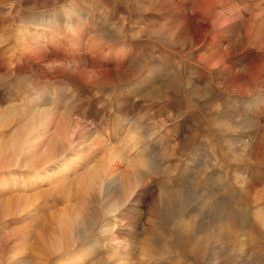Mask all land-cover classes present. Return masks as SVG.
Instances as JSON below:
<instances>
[{
	"label": "rangeland",
	"instance_id": "374dc122",
	"mask_svg": "<svg viewBox=\"0 0 264 264\" xmlns=\"http://www.w3.org/2000/svg\"><path fill=\"white\" fill-rule=\"evenodd\" d=\"M44 106L68 123L65 142H74L78 151L90 134L119 148L118 141L132 142L143 129L154 131L142 156L124 148L136 165L115 160L108 168L144 170L145 178L138 198L124 208L133 214L118 219L133 227V236L121 237L132 252L114 264L139 259L147 264L257 263L255 229L244 228L231 243L225 235L229 228L215 218L201 262L166 243L156 257L139 249L142 238L156 237L145 232L156 214V180L176 182L163 174L169 154L175 150L186 157L189 136L195 133L198 140L205 125L208 167L191 170L190 205L199 207L213 198L218 205L248 213L246 222L256 221V189L264 186V0H0V147L35 108ZM161 119L171 128L176 125L170 128L172 135L163 136L164 130L154 126ZM140 122L145 126L139 127ZM6 153L8 147L3 161ZM55 183L40 189L68 193ZM25 187L16 166L0 168V264L33 257L35 241L53 231L51 222L67 204L43 196L18 213V197L32 194ZM79 187L74 181L71 190L77 193ZM81 202L75 198L71 204ZM160 237L172 240L169 234Z\"/></svg>",
	"mask_w": 264,
	"mask_h": 264
},
{
	"label": "bare ground",
	"instance_id": "6f19581e",
	"mask_svg": "<svg viewBox=\"0 0 264 264\" xmlns=\"http://www.w3.org/2000/svg\"><path fill=\"white\" fill-rule=\"evenodd\" d=\"M169 95L171 96V94ZM53 110L48 106L35 108L29 115L28 121L23 123L21 130L17 131V134L11 135L10 139L2 144L3 147H0V168L16 166L17 176L22 179L23 183H26L23 190L32 193L18 197V208L20 207L17 208L18 213L24 210L22 205L43 196L67 202L64 209L56 213L57 215L53 213L55 215L54 222H51V225H55L53 231L45 237L40 236L35 241L34 256L31 258L20 256L21 258L19 257L17 261H20V264H114V261L116 263L117 260H126L132 252V247L128 246L125 240H121V237L122 235L133 236L134 232L132 226L127 228L125 223H120V221L118 223V219L125 220L133 214L132 208L129 210H124V208L128 203L138 198L136 194L140 189L139 186L145 180L144 170L137 173H122L120 171H108V168L113 166L115 160L125 161L130 165L135 162L136 165L135 156L133 158L130 153L135 152L138 156L146 153L149 146L152 145L148 140L149 136L153 135L154 131L153 129H143L140 133H133L137 136L131 135L134 141L130 142L131 140L128 139L118 141L119 148L113 146L110 141L94 138L93 134H90L84 140L86 146L82 148V151H78L74 147V142H70L69 145L66 144L65 139L67 141L70 135H68V123L60 119V116L58 118ZM166 121L161 119V122L159 120L160 123L154 125L156 128L161 127L164 130L163 136L165 134L167 136L172 135V129L176 128V125L175 128L167 126ZM205 123H208L206 119ZM127 124L129 127V122L125 123L126 126ZM138 125L139 127L145 126L141 122ZM202 129V135L198 140L194 132L189 138L187 137L188 142L185 143L186 157H183L182 154L177 155L178 152L175 150L169 154V160L163 169V174L169 176L171 180L176 177V182L167 183L164 179L156 180L160 184V191L155 199L157 204L154 205L156 214L154 219H149L145 229V232L156 237L142 238L144 240H141L139 253L147 254L150 257L162 255V249L166 243L173 249L179 248L184 253H190L195 261L201 262L205 256V242L209 234L213 232V218H215L219 221L222 220L229 228L228 234L225 235H227V241L229 240L231 243L237 240L239 233L243 234L244 228L255 229L258 235L259 249L256 264H264V186L256 189V221L252 220L254 223L245 221L244 216L248 213L236 212L231 206L218 205L213 198H211L213 201L210 199V203L205 198L199 207L190 205L192 191L187 185V180L192 177V175L190 176L191 170L197 165H201L205 169L208 167L204 156L206 157L207 154V152L205 154V147H208L206 139L210 134H208L209 126L205 125ZM128 134L131 133L128 132ZM193 144H196L195 148ZM7 147L8 153L6 154L8 156L3 161L2 155ZM124 148L131 150V152H124ZM98 151H103L104 154L100 155L99 159H94L93 156L96 157ZM61 170H63V176L59 175ZM206 173L208 172L206 171ZM70 174L73 176L70 177ZM185 174L187 177L184 178ZM74 181L80 186L77 193L71 190ZM55 182H57V188L66 190L68 193L62 192L59 196L55 195L52 190L40 189L45 183ZM75 198L77 200L81 198V206L71 204ZM120 213H125V216H119ZM51 216L53 215L51 214ZM104 216H109V218L105 219ZM179 218L182 221L177 222ZM233 227L240 232L234 230ZM43 229H45L44 225ZM162 234H169L172 236V240L165 241L160 237ZM108 249H112V251L108 252ZM212 255L213 253L209 252V256H207L211 257ZM240 256L242 257V254ZM134 263L147 264V261L139 259Z\"/></svg>",
	"mask_w": 264,
	"mask_h": 264
}]
</instances>
